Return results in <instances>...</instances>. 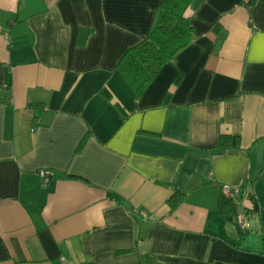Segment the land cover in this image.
I'll return each mask as SVG.
<instances>
[{
    "label": "crops",
    "instance_id": "obj_1",
    "mask_svg": "<svg viewBox=\"0 0 264 264\" xmlns=\"http://www.w3.org/2000/svg\"><path fill=\"white\" fill-rule=\"evenodd\" d=\"M161 4L0 0V264H264V0L190 8L191 44L138 98L118 64Z\"/></svg>",
    "mask_w": 264,
    "mask_h": 264
},
{
    "label": "trees",
    "instance_id": "obj_2",
    "mask_svg": "<svg viewBox=\"0 0 264 264\" xmlns=\"http://www.w3.org/2000/svg\"><path fill=\"white\" fill-rule=\"evenodd\" d=\"M196 1L201 3L203 0H162L159 17L152 31L138 44L129 48L120 59L118 69L138 98L146 91L161 69L191 44L193 27L191 16L187 12L195 7ZM214 31L219 42L222 41L225 33L221 26L216 24ZM88 32L84 30L79 32V43L83 44L86 41ZM239 145V136L221 133L218 151L225 152ZM261 179L264 183V173ZM244 191L252 201V212H258L259 202L256 195L249 190L244 189ZM181 195L182 193L177 192L171 199L172 208L178 205ZM236 210L235 201L222 193L219 200V212L224 216L235 218Z\"/></svg>",
    "mask_w": 264,
    "mask_h": 264
},
{
    "label": "built area",
    "instance_id": "obj_3",
    "mask_svg": "<svg viewBox=\"0 0 264 264\" xmlns=\"http://www.w3.org/2000/svg\"><path fill=\"white\" fill-rule=\"evenodd\" d=\"M41 176L44 182H47L52 176V173L49 171H42ZM223 193L228 198L234 200L237 206L239 205V197H241L242 195V190L240 188H235V189L225 188ZM247 219H248V213L245 210H240L236 212L235 221H236L238 228L241 231H244L247 229Z\"/></svg>",
    "mask_w": 264,
    "mask_h": 264
},
{
    "label": "water",
    "instance_id": "obj_4",
    "mask_svg": "<svg viewBox=\"0 0 264 264\" xmlns=\"http://www.w3.org/2000/svg\"><path fill=\"white\" fill-rule=\"evenodd\" d=\"M198 4H199V1H196V3H195V5H194V6H195V7H197V5H198Z\"/></svg>",
    "mask_w": 264,
    "mask_h": 264
},
{
    "label": "rangeland",
    "instance_id": "obj_5",
    "mask_svg": "<svg viewBox=\"0 0 264 264\" xmlns=\"http://www.w3.org/2000/svg\"><path fill=\"white\" fill-rule=\"evenodd\" d=\"M251 231V230H250Z\"/></svg>",
    "mask_w": 264,
    "mask_h": 264
}]
</instances>
